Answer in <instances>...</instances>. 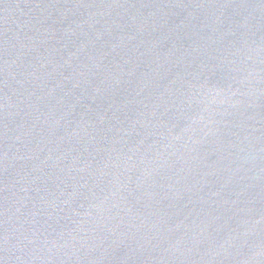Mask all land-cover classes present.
Masks as SVG:
<instances>
[{
    "label": "water",
    "instance_id": "1",
    "mask_svg": "<svg viewBox=\"0 0 264 264\" xmlns=\"http://www.w3.org/2000/svg\"><path fill=\"white\" fill-rule=\"evenodd\" d=\"M0 264H264V0H0Z\"/></svg>",
    "mask_w": 264,
    "mask_h": 264
}]
</instances>
